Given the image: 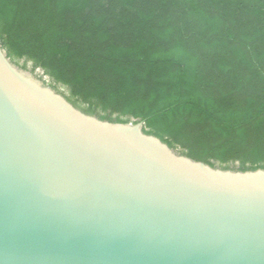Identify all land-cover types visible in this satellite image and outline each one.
I'll return each mask as SVG.
<instances>
[{"label":"water","instance_id":"water-1","mask_svg":"<svg viewBox=\"0 0 264 264\" xmlns=\"http://www.w3.org/2000/svg\"><path fill=\"white\" fill-rule=\"evenodd\" d=\"M0 264H264V169L88 114L0 41Z\"/></svg>","mask_w":264,"mask_h":264},{"label":"trees","instance_id":"trees-1","mask_svg":"<svg viewBox=\"0 0 264 264\" xmlns=\"http://www.w3.org/2000/svg\"><path fill=\"white\" fill-rule=\"evenodd\" d=\"M0 41L103 120L264 169V0H0Z\"/></svg>","mask_w":264,"mask_h":264},{"label":"rangeland","instance_id":"rangeland-1","mask_svg":"<svg viewBox=\"0 0 264 264\" xmlns=\"http://www.w3.org/2000/svg\"><path fill=\"white\" fill-rule=\"evenodd\" d=\"M31 73H32V75H33L35 78L41 80L45 85H47V86H51V85H50V82L46 79V77L43 75V73H42L41 71H35V72H31ZM55 90L58 91L60 94L64 95L66 98H68V97H67V96H68V92H67V90H65V89H60V90L55 89ZM73 104H74V103H73ZM74 105H75V104H74ZM75 106L78 107L79 109H81L82 111L88 113V114L95 115V116H98V117H99V114L96 113V112H95V113H89V110H88V109L82 108V107H80V106H78V105H75Z\"/></svg>","mask_w":264,"mask_h":264}]
</instances>
